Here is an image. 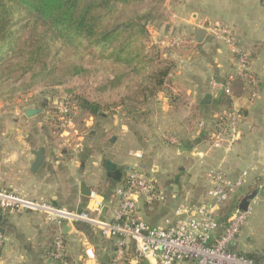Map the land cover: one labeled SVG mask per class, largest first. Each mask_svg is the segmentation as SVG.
Instances as JSON below:
<instances>
[{
    "label": "crops",
    "instance_id": "0c3cea01",
    "mask_svg": "<svg viewBox=\"0 0 264 264\" xmlns=\"http://www.w3.org/2000/svg\"><path fill=\"white\" fill-rule=\"evenodd\" d=\"M177 4L182 12H175L171 26H165V36L188 38L193 43L189 48L178 46L167 50V55L174 59L169 72L175 84L172 90L178 93L166 88L159 90L164 94L154 103L156 116L160 123L166 124L165 132L175 134L180 145L172 147L161 141L158 125L149 127L145 140H137L134 132L124 127L113 136L99 134L90 117L87 132L79 137L80 147L75 148L65 144L48 124L46 102L41 104L43 111L31 117L25 111L41 105L30 104L19 109L0 104V189L71 210H87L91 195L82 193L84 184L91 194L104 199L102 217L111 220L118 208L113 196L115 188L124 182L127 168L139 166L156 178L163 198L153 205L139 199L136 215L156 226L173 222L178 206L209 201L212 175L217 169L231 179L247 171L244 186L231 200L239 196L242 200L248 194L255 196L249 203L248 222L232 248L260 256L264 254V188L258 187L264 177V2L179 0L173 7ZM206 21L234 29L239 45L250 52L251 69L262 84L260 95L249 103L247 82L244 79L235 82L233 92L243 121L238 139L228 152L210 146L214 117L228 106L219 103L221 93L212 91L210 81L225 80L235 63L226 43L207 29L202 40L195 41L198 29L206 28ZM170 93L176 101L170 99ZM206 97L210 101L204 103ZM97 143L102 147L98 152ZM41 152L42 161L33 171L36 156ZM107 159L122 170L121 181L108 177ZM252 202L257 205L255 212ZM0 229L5 236L0 264H58L49 258L48 252L59 232L65 238L68 257L60 264H110L115 247L114 240L104 238L86 223L65 222L58 228L37 211L11 212L0 207Z\"/></svg>",
    "mask_w": 264,
    "mask_h": 264
},
{
    "label": "built area",
    "instance_id": "2783aa9c",
    "mask_svg": "<svg viewBox=\"0 0 264 264\" xmlns=\"http://www.w3.org/2000/svg\"><path fill=\"white\" fill-rule=\"evenodd\" d=\"M206 29L223 40L228 46L235 63L231 72L223 81L212 79L210 85L214 93H223L229 97L230 104L215 115L214 129L210 134V146L223 148L228 152L238 139L239 127L243 121L242 110L236 104L233 87L238 79L248 84L249 103L261 93V80L251 69V55L240 46L234 29L225 24L206 21ZM193 41L188 38L175 37L174 46L189 48ZM169 89L173 92L172 87ZM55 113L47 112L46 118L52 127L61 129L58 133L65 144L80 147L74 135L76 118L81 114L80 105L71 98L54 102ZM203 122L199 124L203 126ZM74 129V132H71ZM164 140L175 146L180 139L171 132L163 134ZM248 172H241L237 178H228L224 171L217 169L212 175L209 201L196 205H181L175 209V219L167 225H150L136 215L137 202L143 199L146 203L162 200L163 195L156 178L134 166L127 168L122 184L115 188L113 196L117 199L118 208L113 219L102 217L105 208L104 199L95 193L87 210H71L50 202L26 198L16 192L0 189V207L3 211L21 212L37 211L43 213L47 220L62 228L65 222H82L97 229L107 239L115 240V247L110 264H127L131 244L136 253L150 264H264L233 252L232 244L241 234L251 215V208H235L229 223H219L218 211L233 195L242 188ZM264 188V177L260 182ZM5 245V236L0 229V253ZM66 242L59 232L54 238L48 256L52 261H63Z\"/></svg>",
    "mask_w": 264,
    "mask_h": 264
},
{
    "label": "trees",
    "instance_id": "16d2710c",
    "mask_svg": "<svg viewBox=\"0 0 264 264\" xmlns=\"http://www.w3.org/2000/svg\"><path fill=\"white\" fill-rule=\"evenodd\" d=\"M145 1L0 0V90L7 91L5 86L14 87L17 83H22L18 87L24 85L23 80L29 75L32 80L61 84L68 77L86 72L87 64L116 70L111 81L117 83L135 76L141 83L146 82L151 65L146 51L148 24L157 20V6L147 5ZM169 72L166 68L161 73V80L151 90L153 97L163 89ZM170 94V99L176 101ZM71 99L80 105L81 115L95 118L101 115L99 102L82 96ZM219 103L229 105V97L222 93ZM52 129L56 133L61 131ZM240 202L241 196L221 206L218 215L222 226L229 223ZM232 251L257 262L264 261V254ZM67 258L65 252L64 261ZM133 261L148 264L132 243L127 264H134Z\"/></svg>",
    "mask_w": 264,
    "mask_h": 264
},
{
    "label": "rangeland",
    "instance_id": "374dc122",
    "mask_svg": "<svg viewBox=\"0 0 264 264\" xmlns=\"http://www.w3.org/2000/svg\"><path fill=\"white\" fill-rule=\"evenodd\" d=\"M178 1H145L147 5L157 6L155 12L157 20L148 24L146 51L148 59L151 60V65L148 70L149 78H147L146 82L141 83L135 76L129 80H122L117 83L111 81L116 75V70L112 68L103 69L96 65L87 64L86 72L74 77H68L61 84H53L41 79L32 80L30 75L26 76L25 80H23L24 85L18 87L22 83H17L14 87L5 86L7 91L0 90L2 92L0 93V104H3L4 108L17 107L20 109L26 105H41L46 102V112H50L52 108L53 112L51 114H54L56 110L53 107V101L60 102L65 98L82 96L99 102L101 115L95 118L89 114H80L76 118L75 129L78 132V135H74L76 142H80L79 137L87 132L89 127L87 121L90 120V117L92 122H94L92 126L97 128L99 134L104 132L107 136H113L117 134L118 129L124 127L128 131L134 132L136 138H138L137 140H145L150 130L149 127L158 125V138L165 142L163 134L167 132H165L166 124L160 123V118L156 116V105L154 103V100L164 93L157 92L153 97L151 90H154V87L161 80V73L166 68H169L170 71L172 69L171 60L174 59L167 55V50L178 47L173 44V39L177 36H165L167 32L164 30H167L165 26H171L172 22L170 19L175 15V12L178 14L182 12L178 4L173 7V3ZM161 35L164 36L161 37ZM164 82L163 89H169L170 87L168 86L175 87L170 74L167 75ZM11 88L13 89L9 90ZM173 92L178 93V91ZM74 131L72 129L71 132ZM101 148L99 143H97L95 151L98 152ZM251 206L252 211L255 212L257 209L256 203L252 202Z\"/></svg>",
    "mask_w": 264,
    "mask_h": 264
},
{
    "label": "water",
    "instance_id": "95a60500",
    "mask_svg": "<svg viewBox=\"0 0 264 264\" xmlns=\"http://www.w3.org/2000/svg\"><path fill=\"white\" fill-rule=\"evenodd\" d=\"M207 33L206 28H199L195 37V41H201L202 40V36ZM210 101V97H206L205 100L203 101L204 103L209 102ZM43 111V105H41L40 107L37 108H29L25 111V114L29 117L40 114ZM44 154L41 152L36 156V160L33 164L32 170H36L38 168V166L40 165L42 158H43ZM105 168L107 169V175L108 177L112 178L115 181H121L122 180V176H123V172L122 170L119 169V166L113 162L110 159H107L105 161ZM82 193L86 196H90L91 195V189L90 188H86V186L84 184H82ZM255 196V194H248L245 195L243 197V199L240 202V208L241 209H247L250 203V200L253 199V197Z\"/></svg>",
    "mask_w": 264,
    "mask_h": 264
}]
</instances>
